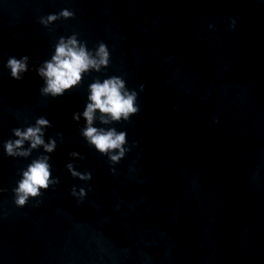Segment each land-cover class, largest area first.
I'll return each mask as SVG.
<instances>
[{"label":"water","instance_id":"95a60500","mask_svg":"<svg viewBox=\"0 0 264 264\" xmlns=\"http://www.w3.org/2000/svg\"><path fill=\"white\" fill-rule=\"evenodd\" d=\"M63 9L75 18L39 22ZM73 33L93 52L105 43L110 65L43 96L33 69ZM25 55L18 81L6 65ZM112 76L140 108L94 125L127 132L116 174L73 119L89 85ZM42 116L60 183L18 207L22 171L47 153L9 157L4 142ZM69 162L92 179L73 178ZM0 188V264H264V0H0Z\"/></svg>","mask_w":264,"mask_h":264},{"label":"clouds","instance_id":"9594fccd","mask_svg":"<svg viewBox=\"0 0 264 264\" xmlns=\"http://www.w3.org/2000/svg\"><path fill=\"white\" fill-rule=\"evenodd\" d=\"M75 12L68 9L61 10L58 14H49L47 17H41L40 23L49 28L58 20L74 19ZM236 21L231 22V27H235ZM214 27V25H210ZM54 54L49 60H45L39 68L33 70L44 80V86L40 93L46 97L57 98L78 87L83 83V75L92 71L100 72L102 69L109 67L111 54L108 46L101 42L95 49L90 51L87 42L78 39V34L73 33L71 36H61L55 44ZM29 56L25 55L20 59L9 57L6 67L10 69L13 79L23 80L24 74L29 69ZM144 90V85L140 86ZM88 103L83 112L73 114V119L79 122L81 118L85 120V125L80 129L81 135L90 146L103 156L108 157L113 167V174L117 173L114 167L119 164L126 154L131 151L128 144L127 132L117 131L115 127L104 128L94 126L99 120L102 125H111L121 121H130L133 115L139 113L140 108L137 104L138 93L135 90H129L126 81L119 76L106 78L101 82L96 79L89 85ZM99 113V116H97ZM53 127L51 121L45 117H38L35 124L26 128H14L12 133L16 139H9L4 142V149L9 157L28 158L34 150L43 149L45 154L33 159L26 170L22 171V179L17 182V187L13 189L15 194V204L18 207H25L30 198L36 199L42 196V190L47 191L49 188L60 183L59 177L52 178V165L50 163L51 154L58 147L57 140L51 138L45 140V130ZM62 139V134H61ZM29 147H25V144ZM69 156L83 160L85 157L78 152H71ZM73 178L82 181L92 179L91 172H80L72 162L66 165ZM4 189L0 188V192ZM72 196L78 198L81 202L87 196V191L76 187L72 188Z\"/></svg>","mask_w":264,"mask_h":264}]
</instances>
